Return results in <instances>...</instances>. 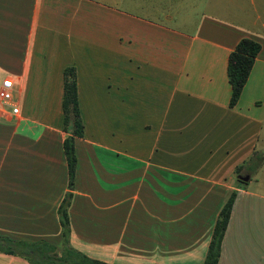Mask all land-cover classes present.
Listing matches in <instances>:
<instances>
[{"label":"crops","instance_id":"obj_1","mask_svg":"<svg viewBox=\"0 0 264 264\" xmlns=\"http://www.w3.org/2000/svg\"><path fill=\"white\" fill-rule=\"evenodd\" d=\"M242 37L261 47L230 105ZM69 65L84 124L72 185ZM6 77L18 111L0 103V234L111 264H199L235 190L217 264H264V0H0ZM0 264L31 263L0 250Z\"/></svg>","mask_w":264,"mask_h":264},{"label":"trees","instance_id":"obj_2","mask_svg":"<svg viewBox=\"0 0 264 264\" xmlns=\"http://www.w3.org/2000/svg\"><path fill=\"white\" fill-rule=\"evenodd\" d=\"M261 44L252 38L242 37L229 53L227 59V77L231 85L229 104L234 105L247 80L255 56ZM63 130L68 134L63 141V149L67 162L69 185H72L76 167L75 136L83 133V120L79 110L77 79L75 67L66 66L63 70ZM237 167L235 172H239ZM237 183L240 179L236 178ZM236 191L232 190L220 208L206 250L204 259L199 264H217L221 241L227 227ZM66 225L65 220L62 221ZM53 247L46 242L31 243L25 240H15L0 234V250L24 255L31 264H111L107 261L93 258L83 252L66 248L62 254L53 253Z\"/></svg>","mask_w":264,"mask_h":264},{"label":"built area","instance_id":"obj_3","mask_svg":"<svg viewBox=\"0 0 264 264\" xmlns=\"http://www.w3.org/2000/svg\"><path fill=\"white\" fill-rule=\"evenodd\" d=\"M14 82L11 77H6L2 80L0 85V103L11 106V111L16 113L18 105L13 100Z\"/></svg>","mask_w":264,"mask_h":264},{"label":"water","instance_id":"obj_4","mask_svg":"<svg viewBox=\"0 0 264 264\" xmlns=\"http://www.w3.org/2000/svg\"><path fill=\"white\" fill-rule=\"evenodd\" d=\"M238 178L244 181L248 178V175H238Z\"/></svg>","mask_w":264,"mask_h":264},{"label":"rangeland","instance_id":"obj_5","mask_svg":"<svg viewBox=\"0 0 264 264\" xmlns=\"http://www.w3.org/2000/svg\"><path fill=\"white\" fill-rule=\"evenodd\" d=\"M253 186H255V184H253Z\"/></svg>","mask_w":264,"mask_h":264}]
</instances>
